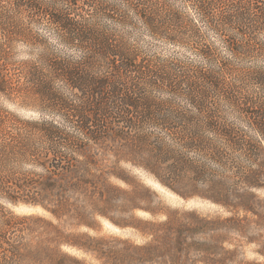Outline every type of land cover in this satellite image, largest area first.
<instances>
[{
    "label": "trees",
    "instance_id": "16d2710c",
    "mask_svg": "<svg viewBox=\"0 0 264 264\" xmlns=\"http://www.w3.org/2000/svg\"><path fill=\"white\" fill-rule=\"evenodd\" d=\"M19 38L34 52L9 73ZM0 64V94L38 112L0 111L3 264H24L31 218L4 204L60 218L114 146L181 196L255 212L244 200L264 188V0H0Z\"/></svg>",
    "mask_w": 264,
    "mask_h": 264
},
{
    "label": "rangeland",
    "instance_id": "374dc122",
    "mask_svg": "<svg viewBox=\"0 0 264 264\" xmlns=\"http://www.w3.org/2000/svg\"><path fill=\"white\" fill-rule=\"evenodd\" d=\"M22 39L9 50L17 64L5 67L9 73L34 52ZM0 111L38 115L37 108L1 94ZM227 120L249 130L232 115ZM99 154L88 176L93 184L63 198L71 207L60 218L38 205L4 204L18 216H31L22 236L24 264H264V188L248 189L253 194L244 205L252 212L200 194L179 195L132 162L135 156L124 146ZM48 222L60 232L58 240L50 239Z\"/></svg>",
    "mask_w": 264,
    "mask_h": 264
}]
</instances>
